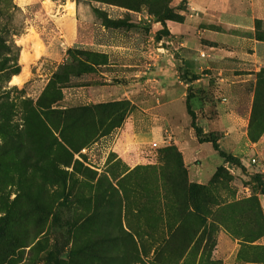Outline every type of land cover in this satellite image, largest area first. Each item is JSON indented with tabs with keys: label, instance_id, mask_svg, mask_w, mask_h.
<instances>
[{
	"label": "rangeland",
	"instance_id": "rangeland-1",
	"mask_svg": "<svg viewBox=\"0 0 264 264\" xmlns=\"http://www.w3.org/2000/svg\"><path fill=\"white\" fill-rule=\"evenodd\" d=\"M188 1L0 0V62L9 59L1 66L17 60L21 71L23 48L32 59L22 84L10 83L12 75L0 71V264H264V64L251 72L247 88L231 87L252 92L249 101H233L238 116L226 111L216 117L232 102L225 95L210 98L215 113L207 118L217 131L205 132H214L241 167L224 161L209 142L193 140L184 101L175 102L166 124L156 107L161 87L152 80L144 89L145 77L125 65L141 63V56L127 51L111 57L99 46H127L128 35L139 33L138 46L151 49L145 66L158 77V68L170 65L166 48L176 57L179 42L191 48L210 41L202 33L215 23ZM256 21L264 36V22ZM173 36L176 41L167 44ZM110 58L117 64L111 66ZM51 80L57 93L48 87ZM59 83L67 86L60 89ZM130 84L137 104L115 100L129 104L100 107L96 116L84 112L76 122L70 112L65 135L72 149L52 139L60 138L63 109L113 103L104 93ZM197 90L190 85L191 106L204 126ZM55 94L60 101L47 107ZM126 121L141 133L161 124L163 146H139L146 160L133 168L113 153L102 164L100 153L96 158L86 152L101 132ZM177 134L190 152L198 147L203 177L215 168L206 183L189 180L172 143Z\"/></svg>",
	"mask_w": 264,
	"mask_h": 264
},
{
	"label": "crops",
	"instance_id": "crops-1",
	"mask_svg": "<svg viewBox=\"0 0 264 264\" xmlns=\"http://www.w3.org/2000/svg\"><path fill=\"white\" fill-rule=\"evenodd\" d=\"M188 4L198 15H202V13L205 12L208 19L215 23L214 30L209 29L202 33V35L208 37L210 41L206 45L199 44L200 46L192 43V46L195 47L191 46V48L180 47L182 45L187 46L185 43L186 40L185 42H179V46L176 44L173 47L176 50L174 51L176 52V57L166 48L165 50L167 52L164 57L169 58L168 56L170 55V65L164 64V66L159 67L156 72L158 77H155V73L152 75L151 69L147 70L145 66V64L149 62L151 49L148 46H138L139 40H143V37L140 36L139 33H135L134 36L128 35L131 42L128 41L127 46L119 44L108 45L104 43L99 44V46L102 52L110 54L111 57L115 56L116 53L127 51H130L132 56L142 57L141 63L125 65L134 70L133 75L145 77V79L142 80L144 89L145 84L152 80L156 81L161 87V96L156 107L164 111L163 113L166 117L167 125L169 117L174 118L173 108L176 104L175 102H185L186 99L187 90L182 92L180 89L182 86H185L187 89L188 84L185 83L182 78L180 80L181 76H179V71H183L182 73L186 72L190 77L195 75L196 79L190 84L197 87L196 99L202 102L199 118L204 120V126L202 125L204 131H215L216 129L210 124V118H207V116H212L213 113H215V108L210 105V98L212 96L225 95L227 99L232 102V106H229V110L221 107L216 117L223 116L226 111L227 115L238 116V108L234 107L233 101H236L237 98L240 101H249L252 97L251 91H239L238 94L233 92L231 87L237 86L239 88H247L249 82H251V72L257 70L261 64H264V40L256 37V20H262L264 22V0H189ZM175 41L176 38L173 36L171 40H166V43L173 44ZM213 42L218 43V45ZM202 47L207 49L205 50ZM199 53H204V55L206 53L207 57L202 58L199 56ZM109 62L111 66L117 64L116 60L113 58H110ZM205 70H208V72H204ZM235 70L239 71L240 74H238L239 72L236 73ZM132 85H127L126 88L118 87L122 89H111L108 94L104 93V95H108L111 101L128 99L133 104H137L138 101H136L137 98L135 95L136 90L134 87L131 88ZM176 85L179 88L178 92H175L173 89V86ZM66 90L68 89H65L64 92H66ZM201 97L202 100H200ZM145 101L147 102V100ZM194 112L196 113V109ZM244 112L245 108L243 110V113ZM247 112L248 110L244 115L247 116ZM129 117L131 118V116ZM209 125L211 127H208ZM161 127V124H156L149 131L147 130L141 133L136 129L133 123L126 121L117 126L114 131L98 137V139L86 149V152L88 151L90 156H96V158H99V156L97 157V153H100L102 164L106 162L110 153H113L116 155L117 159L125 162L129 168H133L146 160V156L141 154L143 150L139 149V146L152 142H156L160 145L162 144L163 146V143H161L163 142V130H161ZM174 129L178 130L176 126H174ZM164 130L168 131L167 128ZM191 130H193V140L197 141L195 131L192 127ZM178 135L179 134L175 135L173 139L170 136L169 138L172 139V143L177 147L182 156V162L187 170L189 180L196 183H206L210 179L215 168L212 170L211 174L203 177L202 174H200V166H198V164H200L198 147H196L194 152H190V147L187 145L184 138ZM203 143L205 142H202V144ZM200 144L201 143L198 142V145Z\"/></svg>",
	"mask_w": 264,
	"mask_h": 264
},
{
	"label": "trees",
	"instance_id": "trees-1",
	"mask_svg": "<svg viewBox=\"0 0 264 264\" xmlns=\"http://www.w3.org/2000/svg\"><path fill=\"white\" fill-rule=\"evenodd\" d=\"M257 22L256 21V25H257ZM117 24L118 22L117 21H114V22H111V21H108V24ZM163 23H165V20H163ZM257 28V27H256ZM14 34H18V33H14ZM256 37L258 39H262L264 40V36H262L260 33H257L256 32ZM4 48H6V50H9L10 46L9 45H3ZM9 61V59L7 58H4L1 60L0 62V71L1 70H4L5 67L1 66L5 63H7ZM61 67H63V64L59 65V70L61 69ZM7 71V75H15L17 73H19L20 71V67L17 63V60H15L13 62V64L11 65H8L5 69ZM58 70V71H59ZM57 74L58 73H54L52 75V80H56L57 81ZM70 74L72 75H75L76 72H70ZM181 78L182 80L188 84V87H187V93H186V99H185V106H186V110H187V113L188 115L190 116V125L192 126V128L194 129L195 131V136H196V139L199 143H202V142H209L212 146V148L218 153V155L226 162H230V163H236L238 164L239 166H241L240 162H239V159L235 156H233L232 154L230 153H227L220 145V143L218 142V140L213 136V133L214 132H209V133H206L203 129V126L200 125L199 123H197V118H196V114L194 112V110L192 109V106H191V93H190V83L196 79V76L195 75H192L191 77H187V75L184 73L181 74ZM52 80L49 82L48 84V87H50L53 91V93L56 92L55 90V86L52 85L51 86V82ZM67 81V80H66ZM59 82V81H58ZM67 83V82H65ZM67 86V84H62V83H59V87L60 89L62 87H65ZM57 93V92H56ZM1 96V95H0ZM60 101V98L57 97V95L55 94V96L53 98L50 99V102L48 104L47 107H51L52 105H54L56 102ZM122 103H126V104H129L128 102L126 101H115L113 103H99V104H95V105H91V106H82V107H72V108H65L63 109V126L60 130V138L58 139L56 136H52V139L57 142L58 144L60 145H63L65 148H68V149H72L73 147V140H70V138H67L66 135H65V126H66V123L68 122V114L70 112H73V121L76 122L81 116H83V113L85 112V114H90V115H98L96 112H97V109L100 108V107H104V106H107V105H117V104H122ZM0 108H1V103H0ZM1 111V110H0ZM2 112H0V118H2ZM2 123V121H0V124ZM119 126V125H118ZM117 127V126H116ZM103 135H106V132H101L100 136H103ZM99 136V137H100ZM84 145H79V149L81 147H83ZM174 146V145H173ZM175 149H177L175 146H174ZM178 151V150H177ZM179 152V151H178ZM180 154V152H179ZM181 164L182 166L183 165V162H182V157H181ZM242 167V166H241ZM190 187H200L202 189H205L204 186H201V185H198L196 183H191L189 185ZM191 189V188H189ZM196 211H198L197 208H195ZM199 212V211H198Z\"/></svg>",
	"mask_w": 264,
	"mask_h": 264
},
{
	"label": "bare ground",
	"instance_id": "bare-ground-1",
	"mask_svg": "<svg viewBox=\"0 0 264 264\" xmlns=\"http://www.w3.org/2000/svg\"><path fill=\"white\" fill-rule=\"evenodd\" d=\"M22 42V41H21ZM23 46L25 47L27 40H24L23 42ZM21 50V49H20ZM40 54V52H38L37 56ZM31 58L27 55L26 50L23 48L20 52V65H21V71L19 74H15L12 75L10 78V83L12 84H22L23 82H25V80L28 78L29 76V65L31 63Z\"/></svg>",
	"mask_w": 264,
	"mask_h": 264
},
{
	"label": "built area",
	"instance_id": "built-area-1",
	"mask_svg": "<svg viewBox=\"0 0 264 264\" xmlns=\"http://www.w3.org/2000/svg\"><path fill=\"white\" fill-rule=\"evenodd\" d=\"M200 55H201V56H205V55H204V53H200ZM153 144H154V145H156V143H153ZM251 160H252V162H254V161H255V159H254V158H252Z\"/></svg>",
	"mask_w": 264,
	"mask_h": 264
}]
</instances>
